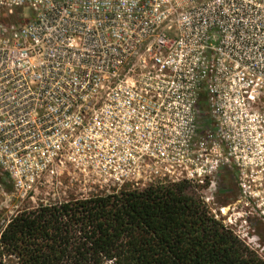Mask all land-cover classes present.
<instances>
[{
  "label": "built area",
  "instance_id": "1",
  "mask_svg": "<svg viewBox=\"0 0 264 264\" xmlns=\"http://www.w3.org/2000/svg\"><path fill=\"white\" fill-rule=\"evenodd\" d=\"M224 169L264 173V0H0L14 194L52 207Z\"/></svg>",
  "mask_w": 264,
  "mask_h": 264
},
{
  "label": "trees",
  "instance_id": "2",
  "mask_svg": "<svg viewBox=\"0 0 264 264\" xmlns=\"http://www.w3.org/2000/svg\"><path fill=\"white\" fill-rule=\"evenodd\" d=\"M4 183L6 181L1 180ZM264 264L188 182L23 212L0 264Z\"/></svg>",
  "mask_w": 264,
  "mask_h": 264
},
{
  "label": "rangeland",
  "instance_id": "3",
  "mask_svg": "<svg viewBox=\"0 0 264 264\" xmlns=\"http://www.w3.org/2000/svg\"><path fill=\"white\" fill-rule=\"evenodd\" d=\"M232 174L245 189L240 186L242 203L232 205V198L238 200L239 191L234 187L233 192L226 194L219 190L231 182ZM243 180V182H241ZM195 191L207 204L209 212L227 228L233 231L252 250L264 259V173L240 176L236 172L221 170L218 175L205 182V186L192 184ZM83 194H72L69 197L61 193L60 199L53 198L52 193L43 194L40 199L53 204L55 202L82 201ZM92 198V197H91ZM42 204L29 205L7 183L0 180V236L12 219L23 212H31L42 207ZM106 264H113L108 262Z\"/></svg>",
  "mask_w": 264,
  "mask_h": 264
},
{
  "label": "flooded vegetation",
  "instance_id": "4",
  "mask_svg": "<svg viewBox=\"0 0 264 264\" xmlns=\"http://www.w3.org/2000/svg\"><path fill=\"white\" fill-rule=\"evenodd\" d=\"M241 185L242 184L238 180H236V177L232 174L230 184H228L227 186H220L219 190L222 191L223 193L229 194V193L233 192L234 187H237V189L239 191ZM240 193H241V191H239V196L237 198L238 200L235 201V199L232 198V200H231L232 203H233L232 205H234V203H235V206H236L237 204L242 203V199H241ZM54 206H56V205H54Z\"/></svg>",
  "mask_w": 264,
  "mask_h": 264
}]
</instances>
